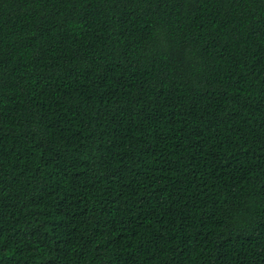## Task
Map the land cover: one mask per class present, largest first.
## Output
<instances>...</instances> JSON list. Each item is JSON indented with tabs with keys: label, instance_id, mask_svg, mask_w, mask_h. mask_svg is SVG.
I'll return each mask as SVG.
<instances>
[{
	"label": "trees",
	"instance_id": "obj_1",
	"mask_svg": "<svg viewBox=\"0 0 264 264\" xmlns=\"http://www.w3.org/2000/svg\"><path fill=\"white\" fill-rule=\"evenodd\" d=\"M0 264H264V0H0Z\"/></svg>",
	"mask_w": 264,
	"mask_h": 264
}]
</instances>
